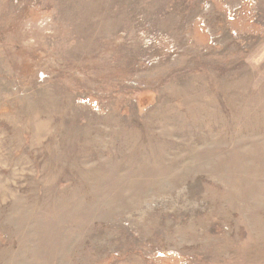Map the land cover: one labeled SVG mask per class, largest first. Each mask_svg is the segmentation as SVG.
<instances>
[{"label":"rangeland","instance_id":"obj_1","mask_svg":"<svg viewBox=\"0 0 264 264\" xmlns=\"http://www.w3.org/2000/svg\"><path fill=\"white\" fill-rule=\"evenodd\" d=\"M0 264H264V0H0Z\"/></svg>","mask_w":264,"mask_h":264}]
</instances>
